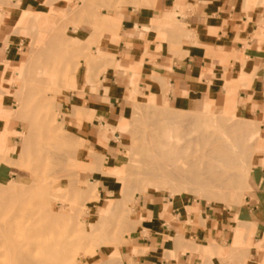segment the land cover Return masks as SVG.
<instances>
[{
  "label": "rangeland",
  "instance_id": "374dc122",
  "mask_svg": "<svg viewBox=\"0 0 264 264\" xmlns=\"http://www.w3.org/2000/svg\"><path fill=\"white\" fill-rule=\"evenodd\" d=\"M156 1L162 4V11L176 7L167 13L158 11L162 17L151 20L148 30L155 33L152 41H157V48L180 55L195 38L177 9L184 1L188 6L190 0H44L26 17H22L23 10L15 23V32L24 37L25 48L23 62L9 67L11 79L4 77L0 88V98L9 111L0 117L4 121L0 130V223H8L6 233L25 245L24 254L32 264H133L128 262L126 251L137 254L131 245L144 234L140 231L144 218L139 215L141 198L187 199L223 210L240 204L247 191L250 171L264 153L262 121L238 112L233 99L227 105L206 102L204 106L201 102L176 106L151 93L143 96L146 92L138 84V69L123 68L134 72L136 79L125 91L120 116L106 128L124 133H112L106 142L92 144L79 137L71 125L72 118L92 117L73 100L72 93L81 88L78 83L75 86L76 72L77 80L82 75L89 84L98 85L100 75L120 67L115 52L105 53L112 49L109 43L115 41L117 46L120 40L117 32L116 40L110 32L115 29L120 33L113 17L130 8L153 9ZM242 2L264 10V0ZM18 7L19 0H0L1 13ZM1 13L0 19L5 18ZM232 90L227 88L226 97ZM226 110L239 125H214ZM157 111L181 117L159 118L154 116ZM204 130L226 135L231 139L225 143L237 146L238 156L223 178L226 184L236 175L241 182L239 190H232V180L222 199L196 191L175 194L166 182L151 186L135 182L122 190L113 170L119 169L124 178L131 177V157L138 151L133 141L136 146L142 139L149 143L148 138L152 140L151 134L156 131L183 137ZM92 146L100 148L95 151ZM243 182L247 187H241ZM175 238L183 237L179 233ZM4 260L3 264H19L16 253L15 262L12 256Z\"/></svg>",
  "mask_w": 264,
  "mask_h": 264
},
{
  "label": "crops",
  "instance_id": "0c3cea01",
  "mask_svg": "<svg viewBox=\"0 0 264 264\" xmlns=\"http://www.w3.org/2000/svg\"><path fill=\"white\" fill-rule=\"evenodd\" d=\"M42 1L19 0L17 10L0 12L5 17L0 19V88L4 77L11 79L9 67L23 62L24 37L15 32V23L23 10L33 11ZM158 3L153 9L130 8L113 17L120 33L115 29L110 32L115 40L117 32L120 40L117 46L115 41L109 43L112 49L105 53H116L117 70L110 68L100 75L98 85L89 84L82 75L77 80L76 72L75 86L78 83L81 88L72 93L73 100L92 113L90 119H71L78 136L102 144L110 134L120 132L106 127L120 116L125 91L136 79L134 72L123 68L135 67L140 74L138 84L146 92L143 96L151 93L176 106L201 102L204 106L206 102L227 105L233 99L238 112L262 121L264 139V10L242 0H190L188 6L184 1L177 9L195 38L180 55H174L157 48V41H152L155 33L148 30L151 20L160 18L158 11L167 13L168 8L162 11ZM231 87L235 90L226 97ZM2 101L0 98V117L9 112ZM3 126L0 119V130ZM92 147L95 151L100 148ZM139 203V215L144 217L140 231L144 234L131 245L137 254L126 251L128 262L264 264V153L253 165L247 191L238 205L218 210L187 199L141 198ZM179 233L181 240L175 238Z\"/></svg>",
  "mask_w": 264,
  "mask_h": 264
},
{
  "label": "bare ground",
  "instance_id": "6f19581e",
  "mask_svg": "<svg viewBox=\"0 0 264 264\" xmlns=\"http://www.w3.org/2000/svg\"><path fill=\"white\" fill-rule=\"evenodd\" d=\"M30 14L28 10H25L22 17H26ZM228 112L227 110L224 111V115L222 114L223 116H221L214 125L222 128H232L239 125L240 123L233 122V116L228 114ZM154 116L166 119L170 118L171 120L181 117H177L178 115L176 116L174 113L171 114L167 111H157ZM151 135L152 140H150V137L148 138L149 140L147 139L149 143H143L145 140L142 139V143H140L141 147L139 145L136 146L137 142L133 141V147L138 151L136 156L131 157L133 166L131 167L130 164L131 169H128L131 172L130 178H124L119 169L113 170V172H115L113 174L118 178V182L122 184V190H125L127 186L135 182H143L148 186L159 182H166L168 183L167 188L171 189L175 194L196 191V193L200 192L203 196H212L217 199H222L225 195L223 191L227 188L226 186H229L230 182L228 181L230 180L234 182V186L237 183L235 187L233 186L232 190L234 188L235 191L239 190L241 182H237L236 175V178L233 176L234 178L228 179L226 184L223 178L230 164H232L238 156L236 150L237 146L232 143V146L229 147L225 143L231 139L230 137L226 135L217 136L216 132L212 133L205 130L200 131L196 135L191 132L188 133V135H183V137L168 136L160 134L158 131ZM174 139L175 142L172 141ZM180 141H184L186 144L181 145L179 143ZM122 168L126 169V167ZM242 186H244V188L247 187L245 182H243L241 187ZM112 195L113 194L110 193V196ZM123 195L125 196L126 193ZM120 199H122V197ZM117 200L119 202V198ZM0 224L3 225H0V264H3V261L5 262L4 258L7 256L14 257L15 262V253L16 256L18 254L19 264H32L31 260L25 255L27 253L24 252L23 246L25 245L17 242L15 237L6 233L8 223L6 222V225H4L5 222ZM109 261L111 263L110 259ZM106 262L104 264H106ZM108 263L109 262H107V264Z\"/></svg>",
  "mask_w": 264,
  "mask_h": 264
}]
</instances>
